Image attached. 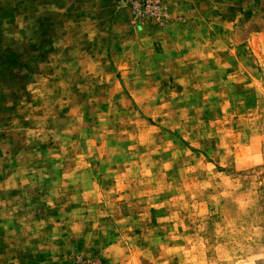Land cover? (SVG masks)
Listing matches in <instances>:
<instances>
[{
    "label": "clouds",
    "instance_id": "obj_1",
    "mask_svg": "<svg viewBox=\"0 0 264 264\" xmlns=\"http://www.w3.org/2000/svg\"><path fill=\"white\" fill-rule=\"evenodd\" d=\"M179 22L161 53L132 50L118 89L97 56L79 80L24 84L31 102L5 133L19 151L0 148L15 165L0 181V264L45 233L58 248L91 238L100 264H264V40L252 59L207 20Z\"/></svg>",
    "mask_w": 264,
    "mask_h": 264
},
{
    "label": "rangeland",
    "instance_id": "obj_2",
    "mask_svg": "<svg viewBox=\"0 0 264 264\" xmlns=\"http://www.w3.org/2000/svg\"><path fill=\"white\" fill-rule=\"evenodd\" d=\"M155 1L158 3L0 0V128L4 129L0 132V148L19 151L17 138L5 133L17 117L21 101L26 97L31 102V96L22 91L26 82L42 75L79 80L82 73L78 72L77 65L90 64L92 57L97 56L108 77L118 82V89L119 82L128 76L126 60L133 58L132 50L145 56L161 53L160 40L171 35L166 29L173 26L181 13L184 22H179L180 28L195 27L207 20L214 28L213 36L223 35L239 46L241 56H247L248 50H252V59L257 58L255 49L264 40V0ZM94 26L100 28L101 35L89 43L87 32ZM147 40L156 41L155 51L147 46ZM171 82L169 78L165 86ZM19 120L23 122V116ZM14 166L0 157V181L5 178L3 171ZM39 193L37 188L30 195ZM40 240L39 250L35 249L37 241L34 240L33 248L20 254L21 264H50L49 250L65 253L60 264H100L98 258L93 259L96 249L91 238L86 243H77L73 237L66 236L63 241H57L59 248L47 239L46 233L40 235ZM8 243L0 232V250ZM69 249L71 252H67Z\"/></svg>",
    "mask_w": 264,
    "mask_h": 264
},
{
    "label": "crops",
    "instance_id": "obj_3",
    "mask_svg": "<svg viewBox=\"0 0 264 264\" xmlns=\"http://www.w3.org/2000/svg\"><path fill=\"white\" fill-rule=\"evenodd\" d=\"M96 3H120V0H96ZM113 5V4H112ZM116 6V5H115ZM114 6V8H115ZM113 7V6H112ZM117 7V6H116Z\"/></svg>",
    "mask_w": 264,
    "mask_h": 264
},
{
    "label": "built area",
    "instance_id": "obj_4",
    "mask_svg": "<svg viewBox=\"0 0 264 264\" xmlns=\"http://www.w3.org/2000/svg\"><path fill=\"white\" fill-rule=\"evenodd\" d=\"M150 2L149 3H158V1H155V0H149Z\"/></svg>",
    "mask_w": 264,
    "mask_h": 264
}]
</instances>
